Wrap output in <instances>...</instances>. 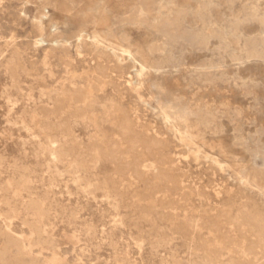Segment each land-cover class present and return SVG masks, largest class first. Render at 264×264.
Instances as JSON below:
<instances>
[{"label":"rangeland","instance_id":"rangeland-1","mask_svg":"<svg viewBox=\"0 0 264 264\" xmlns=\"http://www.w3.org/2000/svg\"><path fill=\"white\" fill-rule=\"evenodd\" d=\"M258 4L0 0V264H264V52L193 38L259 41Z\"/></svg>","mask_w":264,"mask_h":264},{"label":"bare ground","instance_id":"bare-ground-1","mask_svg":"<svg viewBox=\"0 0 264 264\" xmlns=\"http://www.w3.org/2000/svg\"><path fill=\"white\" fill-rule=\"evenodd\" d=\"M260 4H262L263 8H264V0H259ZM258 4V6L260 5ZM214 10V9H213ZM144 11L146 13H150L152 12V9H151V6L150 4L148 3V5H146V8L144 9ZM137 12V11H136ZM182 12V11H181ZM184 12V11H183ZM221 13V12H219ZM137 14V13H136ZM135 14V15H136ZM179 15H182V13H180ZM247 18V17H246ZM255 19H257V21L260 23L263 31H262V34H261V37H260V40L257 41L255 39H252L251 41H244V45L242 48H240L238 46V33H237V30L236 28H234V30L230 31L228 27H226V30L223 32H218V31H215L213 28L210 29V26L205 22V21H201V24L202 26H200V29L196 32L193 33V38L195 40V42L200 45V46H203L204 48L208 49L209 48V38L216 35L218 36L219 38H222V37H225V38H232V40H235V43L237 45V48L233 51H229V52H226V54H222L221 56V59L222 61H225V60H228L230 63L232 64H243L245 61L247 60H250L252 58H261L262 57V54L264 52V17H260V18H257L254 16ZM121 19V18H120ZM38 20V19H37ZM36 20V21H37ZM178 17H175V16H172V15H167L166 17H164L161 22H158V24L160 25L161 24V28H160V31L169 36V33L170 31L174 28V26L176 25V23L178 22ZM248 21V20H247ZM240 23V22H239ZM246 23V22H245ZM158 25V26H159ZM87 27V26H86ZM237 27V25H236ZM40 31V30H39ZM157 32V31H156ZM155 32V33H156ZM158 33V32H157ZM159 34V33H158ZM90 36V35H89ZM41 37V36H40ZM35 41V40H34ZM227 44H225L224 46H226ZM86 46V45H85ZM258 47L261 48V51L258 50ZM90 49V48H88ZM224 47L222 46L221 48H219V52L223 51ZM226 49V48H225ZM156 51V50H155ZM161 51V50H160ZM163 53H165L164 51H162ZM101 53V52H100ZM77 54V53H76ZM50 55V54H49ZM94 55V54H93ZM97 55V54H96ZM101 55V54H100ZM111 57V56H110ZM44 60V59H43ZM63 60V59H62ZM64 61V60H63ZM42 62V61H41ZM180 62V61H179ZM66 63V62H65ZM99 65V64H98ZM119 65V63H118ZM182 65V63H181ZM139 66V65H138ZM70 67V66H69ZM132 68V66H130ZM143 67V66H141ZM192 67H194L193 71L196 73V74H199L200 76L201 75H204L201 73L202 70L204 69H212V68H225L227 69L226 65H215L213 64L212 62H208V64H201V63H197L195 65H193ZM17 68V67H16ZM103 68V67H102ZM157 67H151L152 70H154L156 72V69ZM184 68V67H183ZM187 68V67H186ZM121 69V68H120ZM128 69V67H127ZM122 70V69H121ZM160 70V69H159ZM168 70V69H167ZM68 71V70H67ZM104 71V70H103ZM10 72V71H9ZM154 72V73H155ZM165 72V71H164ZM203 72V71H202ZM98 73V72H97ZM105 73V72H104ZM107 73V72H106ZM159 73V72H158ZM225 73L228 74V72L226 71ZM107 75V74H106ZM198 75V76H199ZM99 76V75H98ZM108 76V75H107ZM117 76V75H116ZM215 77V76H214ZM79 78V77H78ZM83 78V77H82ZM105 79V78H104ZM215 79V78H214ZM243 83H245L243 81ZM112 84V83H111ZM120 86V85H119ZM118 86V87H119ZM243 86H245L243 84ZM115 87V86H114ZM246 87V86H245ZM95 89V88H94ZM116 89V88H115ZM120 90V89H119ZM189 90V89H188ZM91 91V90H90ZM98 91V90H97ZM96 91V92H97ZM118 91V90H117ZM103 94V93H102ZM76 95V94H75ZM93 96V95H92ZM94 98V97H93ZM75 99V97H74ZM66 104V103H65ZM184 108V107H183ZM116 109V108H115ZM115 111V110H114ZM113 112V111H112ZM111 112V113H112ZM177 112V111H176ZM186 113V112H185ZM123 114V113H122ZM187 116V115H186ZM127 118V117H126ZM96 119V118H95ZM140 119V118H139ZM198 119V118H197ZM127 120V119H126ZM199 120V119H198ZM125 121V120H124ZM128 123V122H127ZM125 124V123H124ZM128 125V124H126ZM134 125H135V122H134ZM145 126V125H144ZM122 127V126H121ZM131 127V126H130ZM129 128V126H128ZM144 129V127H142ZM158 128V127H157ZM118 129V128H117ZM122 129V128H121ZM130 129V128H129ZM128 129V130H129ZM131 130V129H130ZM133 130V129H132ZM163 130H165L163 128ZM213 130V129H212ZM127 131V126L125 127L124 126V129L122 130V133L125 134V132ZM159 131V130H158ZM54 132V131H53ZM141 132V131H140ZM139 132V133H140ZM161 132V131H160ZM120 134V133H119ZM166 134V133H165ZM137 135V134H136ZM163 135V133H162ZM132 136V135H131ZM134 137V136H133ZM132 137V138H133ZM136 137V136H135ZM138 138V137H137ZM138 140V139H137ZM167 140V139H166ZM174 141V140H173ZM152 142V141H151ZM134 143V142H133ZM136 143V142H135ZM127 144V143H126ZM136 145V144H135ZM173 145V144H172ZM133 146V145H132ZM153 146V145H152ZM131 147V146H130ZM138 147V146H137ZM158 147V146H156ZM136 148V146H135ZM163 148V147H162ZM162 148H159V149H162ZM146 150V149H145ZM151 151V150H150ZM149 152V151H147ZM163 153V152H162ZM116 155V154H115ZM152 155V154H151ZM92 156V155H91ZM101 156V154H100ZM150 157V156H149ZM198 157V156H197ZM160 160V159H159ZM115 161V160H114ZM237 161V160H236ZM65 162V161H64ZM174 162V161H173ZM119 163V162H118ZM167 164V163H166ZM115 168V167H114ZM120 168V167H119ZM181 170V169H180ZM125 171V170H124ZM144 173V172H143ZM158 173V172H157ZM136 174V173H135ZM180 174V173H179ZM15 176V175H14ZM134 176V175H133ZM156 176V175H155ZM181 176V175H180ZM19 177V176H18ZM120 177V176H119ZM135 177V176H134ZM105 178V177H104ZM127 178V177H126ZM157 178V177H156ZM165 178V177H164ZM15 179V178H14ZM158 179V178H157ZM148 180V179H147ZM165 180V179H164ZM15 183V182H14ZM16 184V187L18 188H22L24 190H26V187H24V185H22V183L20 181H17ZM156 184V183H155ZM151 185V184H150ZM164 185H165V182H164ZM241 187V186H239ZM35 188V187H34ZM34 188H33V191H34ZM224 188V187H223ZM228 188V187H227ZM164 189V188H163ZM189 189V188H188ZM195 189V188H194ZM162 191V190H161ZM178 191V190H177ZM175 192V191H174ZM190 193V192H189ZM194 193V191H193ZM236 194V193H235ZM199 195V194H198ZM169 196V195H168ZM174 196V195H173ZM187 196V195H185ZM9 197V196H8ZM24 197V196H23ZM202 197V196H201ZM206 197V196H205ZM168 198V197H167ZM209 198V197H208ZM148 199V198H146ZM237 199V198H236ZM144 200V199H143ZM25 201V200H24ZM178 201V200H177ZM244 204V203H243ZM14 206V205H13ZM247 206V204H246ZM19 207V206H18ZM180 208V207H179ZM184 208V207H183ZM6 209V208H5ZM27 209H31V210H36L37 213L40 215V216H43L44 213L42 211V209L40 207H38L34 202L30 203L28 206H27ZM8 210V209H7ZM77 210V209H76ZM179 210V209H178ZM244 210V209H242ZM19 210H15V209H12L9 211V213L6 215V219L4 221V225H0V237L3 238L2 240H4L5 244L8 245V244H14L16 241L12 235V231H11V225H12V221L13 219L17 218L18 217V212ZM4 212V211H3ZM210 213V212H209ZM218 216V215H217ZM241 216V215H240ZM248 216V215H247ZM214 217V216H213ZM211 217V218H213ZM221 218V217H220ZM236 218V217H235ZM24 219V218H23ZM252 219V218H251ZM210 220V219H209ZM217 222V220H216ZM257 223V222H256ZM215 224V223H214ZM230 224V223H229ZM253 224V223H252ZM23 225V224H22ZM15 226V225H14ZM203 226V225H201ZM17 227V225L15 226V228ZM254 228V227H253ZM13 229V228H12ZM17 230V229H16ZM14 231V229H13ZM36 233L40 236V230L38 227H36L35 229ZM228 231V230H227ZM18 233V232H17ZM227 234V233H226ZM259 234V233H258ZM220 235V234H219ZM37 239V237H36ZM218 239V238H217ZM236 241V240H235ZM247 241V240H246ZM44 243L46 244H49V240L48 239H45L44 240ZM239 243V242H238ZM211 245V244H210ZM236 246V244L234 245ZM248 247V246H247ZM256 247V246H255ZM232 248V247H231ZM251 253V252H250ZM120 261V260H119ZM238 261V260H237ZM250 262V261H249ZM262 262V261H261ZM1 264H10L8 262V260L6 259H3ZM23 264V263H22ZM26 264H38L37 262V259L36 258H31L29 260L28 263ZM201 264V263H200Z\"/></svg>","mask_w":264,"mask_h":264}]
</instances>
